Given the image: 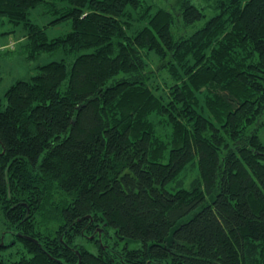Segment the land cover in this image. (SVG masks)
Wrapping results in <instances>:
<instances>
[{
    "label": "trees",
    "instance_id": "obj_1",
    "mask_svg": "<svg viewBox=\"0 0 264 264\" xmlns=\"http://www.w3.org/2000/svg\"><path fill=\"white\" fill-rule=\"evenodd\" d=\"M56 1L0 0V34L23 25L29 58L90 50L0 96V253L12 234L24 248L0 264H264V0H209L181 37L151 4L129 33L142 0H60L73 29L49 39L28 14Z\"/></svg>",
    "mask_w": 264,
    "mask_h": 264
},
{
    "label": "rangeland",
    "instance_id": "obj_2",
    "mask_svg": "<svg viewBox=\"0 0 264 264\" xmlns=\"http://www.w3.org/2000/svg\"><path fill=\"white\" fill-rule=\"evenodd\" d=\"M201 8L202 12H204V17L198 20H195L193 24H184L181 20L182 14H178L181 7L182 0H142V6L136 7L134 9L132 6L131 9L132 17L129 18L132 22V29H130L129 33H133L137 28L148 26V17L147 11H145V7L147 4H151L152 7L149 9L151 13L156 11L159 7L168 8L174 13V21H173V32L177 37H181L182 35H190L195 30H198L206 24L205 22L211 17L215 16L218 13L216 8H213L212 2L209 0H189ZM145 6V7H144ZM71 4L68 1H56L54 5H50L49 3H40L35 8L30 9L29 11V19L32 20L33 23H38L40 26L44 27L46 30L47 37L49 39L59 38V36H65L68 34L73 28V18L63 16L65 12L69 11L71 8ZM139 8V9H138ZM63 16V18H62ZM55 23L52 21L57 20ZM6 29L4 26L0 31ZM12 33L9 34H0V96L4 98L5 92L10 88L12 84H14L17 80L20 79H30L32 74L36 71L37 67L41 64H47L49 61H60V59H65L66 62L71 64L74 58L82 54L84 52H90V50L82 51L81 53H66L64 49H60V51L55 50L53 52H43L37 54L35 58H29V51L25 44L27 40L22 42L23 38L27 39V30L23 25L14 26ZM2 33V32H0ZM14 46L11 47L10 45ZM148 68L155 70L151 79H155L161 84L164 81H169L166 79V75L164 73V68H161L160 59L158 55L150 51L148 57ZM257 132H259L261 139L264 143V124H260L258 126ZM197 162L190 164L188 166V170L182 172L179 177L172 183L173 186H177V183H180L184 187H189L190 184L194 181V179L198 178L200 175V169H198ZM4 228L2 222V212L0 211V232ZM5 235V234H4ZM6 236V235H5ZM4 236V237H5ZM15 237L18 238L17 234H12L7 236V243L11 244L10 246L3 249L0 253L5 259H13L19 256V252L24 250L22 248V244L17 242H12ZM81 243L87 245L89 249H93L91 245L87 243L86 240L79 238ZM27 255H29L26 252Z\"/></svg>",
    "mask_w": 264,
    "mask_h": 264
},
{
    "label": "built area",
    "instance_id": "obj_3",
    "mask_svg": "<svg viewBox=\"0 0 264 264\" xmlns=\"http://www.w3.org/2000/svg\"><path fill=\"white\" fill-rule=\"evenodd\" d=\"M10 46H11V47H13L14 45H13V44H11Z\"/></svg>",
    "mask_w": 264,
    "mask_h": 264
}]
</instances>
